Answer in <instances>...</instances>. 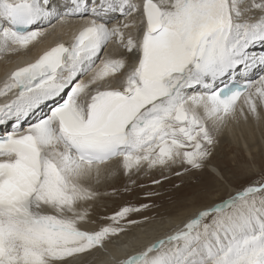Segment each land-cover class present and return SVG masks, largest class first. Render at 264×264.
Masks as SVG:
<instances>
[{
  "label": "snow or ice",
  "instance_id": "obj_1",
  "mask_svg": "<svg viewBox=\"0 0 264 264\" xmlns=\"http://www.w3.org/2000/svg\"><path fill=\"white\" fill-rule=\"evenodd\" d=\"M72 19L0 86V264H94L150 207L90 227L102 181L201 169L225 124L264 119V0H0V54ZM115 264H264V174Z\"/></svg>",
  "mask_w": 264,
  "mask_h": 264
},
{
  "label": "rangeland",
  "instance_id": "obj_2",
  "mask_svg": "<svg viewBox=\"0 0 264 264\" xmlns=\"http://www.w3.org/2000/svg\"><path fill=\"white\" fill-rule=\"evenodd\" d=\"M11 55L12 53L0 54V60ZM237 123H242V121ZM246 123L248 127L245 123L243 126L247 129L243 128L244 130H242L243 123L236 127H240L239 133L244 134L243 136H246L250 128L249 132L253 135L256 134L254 137L256 140L251 144V147L255 144V148L250 153L241 147V143H238L237 139L236 142L235 140L234 142L227 140L220 142L216 139V144L211 150L212 154L201 169H189L188 172H183L182 166L152 170H147L145 167L141 172L133 174L132 179L136 181L135 185L129 184L128 178L122 174L117 178L102 181L98 186L102 195L95 203L92 213L93 219H96L97 223L90 226L98 227L100 224L107 223L108 221L100 218L110 216L120 207L129 203L150 205L149 208L131 215V219L139 222L138 226L153 220L159 222L189 208L208 205L213 199L219 201L252 180L259 178L264 174V119L257 121L249 118ZM218 133L215 135L217 136ZM234 134L237 135V131H234ZM177 172L182 174L176 175ZM153 180H158L160 183L153 184ZM125 185H128L131 191L125 192ZM113 189L116 190L115 194H113ZM147 193H154V195L149 196ZM128 234L129 232L126 231L111 241H114L115 244L121 243L119 239ZM117 240L119 242H116ZM94 255L96 258L98 257V254Z\"/></svg>",
  "mask_w": 264,
  "mask_h": 264
},
{
  "label": "bare ground",
  "instance_id": "obj_3",
  "mask_svg": "<svg viewBox=\"0 0 264 264\" xmlns=\"http://www.w3.org/2000/svg\"><path fill=\"white\" fill-rule=\"evenodd\" d=\"M52 24L56 25L54 29L49 24L42 25L43 28H46L48 30L47 34L44 37L40 38L37 42H34L32 45H30L28 49L12 53L10 57L1 58L3 60H0V86H2L4 80L16 68L23 67L26 64L33 62L34 60H36V58L39 57V55L43 53V51L55 45L56 43L70 40L72 35L75 34L82 26V21L79 19H72L71 22L67 25H59L56 23V21H52ZM12 94L13 93H9L7 97L0 96V104L4 103L5 100L10 99ZM240 120L243 124L237 123L240 122ZM240 120L230 121L225 124L220 129V132L217 134L216 139H218V141L220 142H223L225 140L229 142H234L235 140L236 142L238 140V143H241V147H244L246 152L250 153V151L255 148V144H253L252 147L251 144L255 142L256 139L254 137L256 134L254 133L255 135H253L251 132H249L251 131L250 128L248 129L249 131L246 130L249 132L246 133V136H243L244 134L241 135L242 133H239L240 127L237 128L236 126H239L238 124H242V130L247 129L244 126L247 125L249 121L246 123L245 120ZM249 124L251 126V122ZM234 131H237V133L240 134V137H238V134H234ZM214 200L217 199H213L212 202L208 203V205L217 202ZM208 205L189 208L187 210L179 212L177 215L160 220L159 222L153 220L152 222H148L147 224L130 227L127 230L129 234L119 239L121 240V243L118 240L116 241L119 242L118 244H115L113 243L114 241H111L107 245L108 252L105 253L102 251H97L96 253H94L98 254V257L95 259L94 264H115L116 260L126 259L135 252L142 250L153 240L170 234L172 231H175L178 227H181L183 223H186L187 220L190 219L198 210H201Z\"/></svg>",
  "mask_w": 264,
  "mask_h": 264
}]
</instances>
